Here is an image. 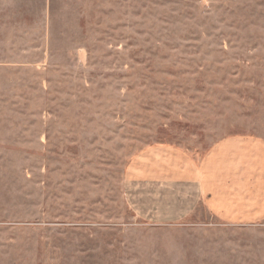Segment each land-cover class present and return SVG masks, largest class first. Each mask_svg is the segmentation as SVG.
<instances>
[{"label": "rangeland", "instance_id": "1", "mask_svg": "<svg viewBox=\"0 0 264 264\" xmlns=\"http://www.w3.org/2000/svg\"><path fill=\"white\" fill-rule=\"evenodd\" d=\"M264 139V0H0V264H264V220L127 202L148 147Z\"/></svg>", "mask_w": 264, "mask_h": 264}, {"label": "crops", "instance_id": "2", "mask_svg": "<svg viewBox=\"0 0 264 264\" xmlns=\"http://www.w3.org/2000/svg\"><path fill=\"white\" fill-rule=\"evenodd\" d=\"M135 214L155 224L179 222L200 206L236 224L264 220V139L238 134L215 142L202 157L171 145L138 154L125 177Z\"/></svg>", "mask_w": 264, "mask_h": 264}]
</instances>
